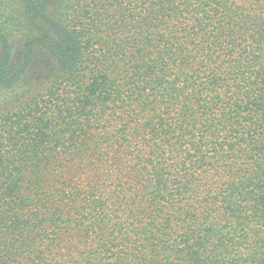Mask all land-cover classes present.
Returning <instances> with one entry per match:
<instances>
[{"label":"trees","instance_id":"obj_1","mask_svg":"<svg viewBox=\"0 0 264 264\" xmlns=\"http://www.w3.org/2000/svg\"><path fill=\"white\" fill-rule=\"evenodd\" d=\"M59 1L0 10V264H264V0Z\"/></svg>","mask_w":264,"mask_h":264},{"label":"rangeland","instance_id":"obj_2","mask_svg":"<svg viewBox=\"0 0 264 264\" xmlns=\"http://www.w3.org/2000/svg\"><path fill=\"white\" fill-rule=\"evenodd\" d=\"M42 2H45L47 5L49 6H57V4L61 1L59 0H41ZM19 3H21V0H0V10L1 9H4V10H7V11H10V10H13V9H16L19 5ZM0 55H1V52H0ZM36 60L38 61V63L40 64L42 62L41 58H36ZM0 62H1V57H0ZM38 66L40 65H37V67L35 66V68H33L31 70V73L28 74L30 77L34 78V77H37V78H40V70L38 69Z\"/></svg>","mask_w":264,"mask_h":264}]
</instances>
